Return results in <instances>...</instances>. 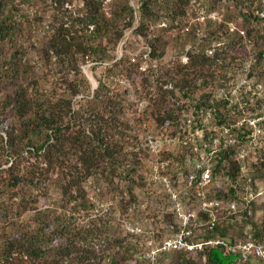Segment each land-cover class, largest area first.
Here are the masks:
<instances>
[{
  "label": "rangeland",
  "instance_id": "374dc122",
  "mask_svg": "<svg viewBox=\"0 0 264 264\" xmlns=\"http://www.w3.org/2000/svg\"><path fill=\"white\" fill-rule=\"evenodd\" d=\"M129 1L136 8V16H138L137 8L141 0ZM164 1L171 4L173 0ZM240 1L243 6H240ZM78 3L81 5V0H74V4L70 7L73 8ZM111 3L114 4V0H105V5L108 6L107 13H109ZM50 4V1L48 4H44L35 0H9L4 10V15H10L19 28L16 34L19 45L27 49L23 52L18 51L17 57L23 64L29 65L24 67L26 70L22 74L29 84L32 82L33 72L40 71L39 76H44V72L40 70L42 66L40 48L48 41L47 35L50 34L51 26L54 23L53 13L55 10ZM163 7L166 5L162 6V18L157 24V30L164 32L163 35L168 41V46L164 56L159 60L150 61L148 59L147 44L134 35L133 27H130L115 50L112 51L110 58L97 62L79 60L80 73L76 74V70L72 69L69 75V80H74L73 82L79 84L81 88V92L73 98V109L66 117L72 123L77 121L81 103L91 99L93 90L98 87L100 81L105 83L107 89L108 87H117L120 93L123 92L125 95V108L121 116L123 117L122 121L126 124L125 135L128 138L125 139L124 150L119 156L121 165L117 167L114 174L110 175L109 166L103 163L95 174L83 179L80 184L81 188L73 186L69 191L71 194L65 195L63 190L74 175L69 171V167L76 163L75 154L67 150L69 154L66 160L68 161L62 163L64 168H54L43 157L38 158L32 153L33 149L28 144L23 148L20 156H15L6 140L3 141L0 137V253L7 239L25 231L24 225L28 222L46 223L51 234L49 235L51 243L48 244L55 243L57 245L59 238L54 236L52 229H54L57 219L62 218L65 213L71 220L74 219V224L79 227H82L81 225L84 227L90 220L93 225L102 228L103 232L100 235L81 237L82 247L94 248L99 251L109 248L108 252L111 255L121 250L123 252L127 250L136 256L133 257L134 264H142L138 261L137 254L145 239L143 236L127 234L123 225L124 219L130 216L128 213L130 204H139L142 201H148L151 205L154 203V198L145 190L143 179H141L145 170L146 152L140 144L143 138L149 134L159 135L171 122L173 117L166 116L168 109L173 108L176 111L179 103V106L188 103L195 105L196 101L205 93L202 92L204 91L203 87H196L199 92L191 96L190 101L185 100L181 92L182 89L166 87L165 85L173 83L166 82L168 76H165L166 79L157 81L154 72H150L151 68L155 69L154 71L171 69L181 73L186 71L182 67L192 62L195 66L193 69H198V72L196 75L188 76L194 78L195 83L197 81L200 83L204 77L225 72L224 70L219 71L221 63L218 59L225 60L233 57L248 59L252 52L255 57L257 55L260 59L259 64L254 67V71L258 73L264 71V28L256 29L258 30L256 33L257 31L252 30L256 20H254V24H245L241 18V13H248L249 9L255 15L260 13L262 3L257 0H182V11L185 12V15L181 16L179 13L180 16L176 15L178 16L176 20L171 19L170 17L176 16H171ZM181 17H183L182 21ZM136 25L137 19L134 23V26ZM227 29L230 32H239V36L235 37L237 40L235 45L228 44L231 37L226 35L225 30ZM249 41L254 43L252 51L247 50L246 44ZM234 46L236 47L234 48ZM14 51L15 48L10 44L0 48V135H3L5 139H8L11 129H17V117L13 111V104H8L6 108L3 105H7L6 101L10 100V95L16 88L10 80L13 73L5 67L6 63H4L13 56ZM261 52L262 55H260ZM214 53H217L218 56L215 57ZM204 54L207 59L202 60ZM126 56L129 61H132L133 58L139 59L136 62L139 64V68L128 77L118 73L107 77V69L114 61ZM234 63L238 64L231 66L229 70L242 73V62L235 61ZM83 77L86 78L90 88L83 84L81 80ZM176 78L178 79V76ZM168 90L173 91L164 92ZM155 104L160 112H155ZM80 113L82 112L80 111ZM88 114L85 116L89 119L92 118ZM109 116L110 114L106 115V117ZM159 117H166V120L161 123ZM121 173L124 175L120 177ZM13 175H26V179L16 187L13 186L14 180H11ZM126 175L128 178L125 179ZM261 175L259 181L261 185H264V170L261 171ZM30 181H33L36 187L29 185ZM96 188H100L97 196L105 205L101 209L110 205L109 210L103 211L100 216L92 215V204L89 201V195ZM10 195H18V198H21L20 205L13 203V200L10 201ZM74 199H77V204ZM84 200L89 202L86 203L87 206L83 207L80 201ZM142 213L141 210H138L134 215L135 218L141 220ZM253 219L258 222V226H262L264 229V194L259 197L255 205ZM242 224L229 223V229L233 235L241 237L243 231L246 230L252 233L251 226H242ZM114 238L125 240V249L118 248L117 244L112 241ZM117 256L119 257L121 254ZM49 259L51 261L49 264H74L73 258L70 257H64V260H61L52 254ZM195 260L201 264L204 263V259L199 257H196ZM101 261L100 264L107 263V259ZM178 261L177 255L170 254L161 260V264H176ZM244 264H264V261L250 259Z\"/></svg>",
  "mask_w": 264,
  "mask_h": 264
},
{
  "label": "trees",
  "instance_id": "16d2710c",
  "mask_svg": "<svg viewBox=\"0 0 264 264\" xmlns=\"http://www.w3.org/2000/svg\"><path fill=\"white\" fill-rule=\"evenodd\" d=\"M35 1L44 4H48L50 1V6L55 11L53 13L54 23L51 26L50 34L47 35L48 41L40 48L42 54L40 70L44 72V76H39L40 71L33 72L34 76L29 84L22 75L26 70L24 67L29 65L23 64L17 57L19 52L27 49L18 43L16 34L19 28L16 22L11 19L10 15H4L9 0H0V48L6 44L15 48L13 56L4 63H6L5 67L13 73L10 80L16 88L10 95V100L6 101L7 105H3L6 108L8 104H13V111L17 117V129H11L8 139H5L3 135L0 137L3 141L6 140L15 156H20L23 148L30 145L33 149L32 153L38 158L43 157L54 168H64L62 163L68 161L66 160L69 154L67 150L75 154L76 163L69 167V171L74 175L63 190V194L67 195L71 187L81 188L80 184L83 179L95 174L103 163L109 166L110 175L114 174L117 167L121 165L119 156L124 150L125 139L128 138L125 135L126 124L122 121L123 117L121 116L125 108V95L123 92L120 93L117 87H108L107 89L105 83L101 81L98 87L93 90L91 99L81 103L77 121L72 123L66 119L67 114L73 109L74 96L81 92L79 84L73 82L74 80H69L71 70L75 69L76 74L80 73L79 60L97 62L110 58L112 51L115 50L130 27H133L134 35L147 44L148 59L150 61L159 60L164 56L168 46V41L163 35L164 32L157 30V24L162 18V6L166 5L163 8L171 16H182L185 15V12L182 11V0H173L171 4H167L164 0H141L137 8L138 16H136V8L130 4L129 0H114V4L111 3L109 6V13H107L108 6L105 5V0H81V5L78 3L73 8L70 5L74 4V0ZM258 2L260 3V1ZM239 4L243 6L241 1ZM179 13L181 14L179 15ZM178 16L170 18L176 20ZM241 18L245 24H254V20H256L252 26V30L257 31L256 33H258L256 29L264 28V19L260 17L259 13L256 15L252 13L250 9L248 13H241ZM136 19L137 25L134 26ZM182 20L183 17H181ZM225 33L231 37L228 44L235 45L237 42L235 37L239 36V32H230L227 29ZM127 58L126 56L114 61L107 69V77L117 73L126 77L133 74V71L139 68V64L136 63L139 59L133 58L132 61H129ZM203 59H207L205 54L202 55ZM195 64L198 65V63ZM194 67L191 62L182 67L186 71L181 73L171 69L154 71L155 69L152 68L150 72H154L157 81L166 79L165 76H168L166 82H173L172 85L182 89L183 95L188 96V92L196 86L195 79L188 76L197 74L198 69H193ZM81 80L83 84H86V87L90 88L85 77ZM155 112H160L156 104ZM167 112L166 116L170 118L175 116L173 108L168 109ZM87 113L90 117L92 116L91 120L85 116ZM107 114L110 116L106 117ZM159 118L161 123L166 120V117ZM122 175L124 173L119 176ZM25 177L26 175H13L11 179L14 180L13 186L17 187L23 183ZM124 178H128V175ZM30 182L29 185L36 187L33 181ZM9 200L20 205L21 198H18V195H10ZM74 200L77 201V199ZM87 202L89 201H80V204L84 207L87 206ZM73 220L65 213L62 218L57 219L54 229H52L54 236L59 238V242L61 240L57 245L55 243L48 244L51 243L49 239L51 234L46 223L28 222L24 225L25 231L7 239L0 253V264H49L51 263L49 257L52 254L61 260H64V257L73 258L74 264H100L101 260L105 259H107L105 264H134L133 257L136 256L127 250L124 252L121 250L125 249L124 244L126 243L122 239H112L117 244L116 246L121 248L119 249L121 251L112 255L108 252L109 248L99 251L94 248L82 247L81 237H94L102 234L103 230L97 225H93L90 220L84 227L74 224ZM242 226H251L253 236L258 240H264V229L262 226H258V222L254 219L244 221ZM217 229V232L227 234L229 225ZM118 254L121 256L118 257ZM173 255L179 257L176 264H201L195 260L196 257L204 259L203 264H234L238 259L234 255H225L219 248L211 249L205 255H194L183 251ZM137 259L144 264L140 251L137 254Z\"/></svg>",
  "mask_w": 264,
  "mask_h": 264
},
{
  "label": "built area",
  "instance_id": "2783aa9c",
  "mask_svg": "<svg viewBox=\"0 0 264 264\" xmlns=\"http://www.w3.org/2000/svg\"><path fill=\"white\" fill-rule=\"evenodd\" d=\"M258 1L264 19V0ZM246 46L254 49L250 41ZM218 60L219 71L225 72L197 81L184 96L190 101L199 92L196 87H203L205 93L195 105L179 103L170 125L140 144L146 152L142 179L154 203L130 204L123 225L127 234L144 237V264H161L164 257L181 251L205 255L214 248L236 256L234 264L264 261V240L248 230L241 237L230 229L227 234L217 232L229 223L253 219L264 194L259 181L264 170V71H254L260 59L252 52L248 59ZM235 61L242 62V73L229 70ZM165 86L180 89L172 83ZM99 191L89 195L93 216L110 208L101 209L105 205ZM138 210L143 212L141 220L134 216Z\"/></svg>",
  "mask_w": 264,
  "mask_h": 264
}]
</instances>
